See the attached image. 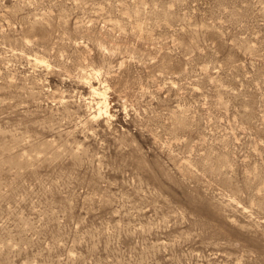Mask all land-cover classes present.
I'll use <instances>...</instances> for the list:
<instances>
[{
	"label": "rangeland",
	"instance_id": "obj_1",
	"mask_svg": "<svg viewBox=\"0 0 264 264\" xmlns=\"http://www.w3.org/2000/svg\"><path fill=\"white\" fill-rule=\"evenodd\" d=\"M0 264H264V0H0Z\"/></svg>",
	"mask_w": 264,
	"mask_h": 264
},
{
	"label": "bare ground",
	"instance_id": "obj_2",
	"mask_svg": "<svg viewBox=\"0 0 264 264\" xmlns=\"http://www.w3.org/2000/svg\"><path fill=\"white\" fill-rule=\"evenodd\" d=\"M89 86H90V88H91V90H92V92L93 93H95V94H98V95H102L103 94V92H100L98 89L99 88H97V87H95L93 84H89ZM102 90V89H101ZM97 95V96H98ZM104 100H105V97H104ZM98 101V100H97ZM105 103H107V102H105ZM95 109V108H94ZM97 111H98V113H100V111L102 110V111H104V112H107V105L106 104H104L103 106L101 105V104H98V107H97ZM96 111V112H97ZM108 114V113H107Z\"/></svg>",
	"mask_w": 264,
	"mask_h": 264
}]
</instances>
